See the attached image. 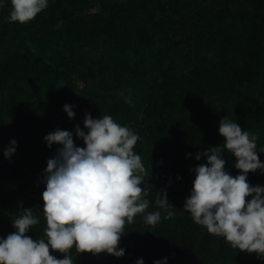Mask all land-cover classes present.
<instances>
[{"label": "trees", "instance_id": "obj_1", "mask_svg": "<svg viewBox=\"0 0 264 264\" xmlns=\"http://www.w3.org/2000/svg\"><path fill=\"white\" fill-rule=\"evenodd\" d=\"M11 8V0L0 6V237L16 231L12 221L25 208L39 216L25 235L44 237V170L62 147L44 137L68 130L83 147L75 127L87 132L86 114H108L139 133L134 150L149 172L141 185L147 211L165 192L172 207L159 209L155 225L143 214L126 223L118 243L124 255L73 247L74 264L165 257L167 264H264V255L232 248L183 207L191 169L207 163L196 153L224 143L223 117L257 135L264 162V0H49L25 23L9 20ZM12 139L15 152L6 158ZM222 154L225 170L239 174L234 154ZM246 179L264 186V171Z\"/></svg>", "mask_w": 264, "mask_h": 264}, {"label": "clouds", "instance_id": "obj_2", "mask_svg": "<svg viewBox=\"0 0 264 264\" xmlns=\"http://www.w3.org/2000/svg\"><path fill=\"white\" fill-rule=\"evenodd\" d=\"M3 3L0 0V6ZM48 3L49 0H11L8 18L25 23L46 9ZM63 107L69 118L75 116L73 106L66 103ZM83 124L87 132L75 127L83 147L74 143L73 133L68 130L57 128L44 137L49 147L53 143L62 146L47 160L44 170V237L25 235L39 223V216L25 208L12 221L16 231L0 237V264H74L73 247L77 252H106L119 257L125 251L118 243L126 223H131L136 214H143L146 224L155 225L161 218L159 209L172 207L165 192L155 200L159 207L147 211L148 189L141 185L149 172L134 150L139 133L108 114L98 118L86 114ZM218 132L225 138L224 143L195 155L197 160L206 155L207 163L191 169L195 178L183 207L194 222L223 237L232 248L264 255V186L250 185L246 179L249 171H264V162L257 155L258 137L226 117L220 120ZM16 143L10 140L4 150L6 158L15 152ZM223 149L236 157L234 166L242 170L239 174L233 176L225 170ZM167 215L172 216V211ZM50 249L64 253L63 258L50 254ZM135 264H144L143 258ZM153 264H167V257Z\"/></svg>", "mask_w": 264, "mask_h": 264}]
</instances>
